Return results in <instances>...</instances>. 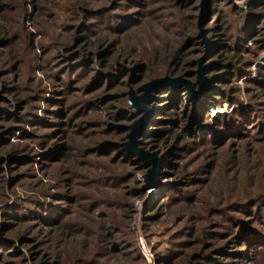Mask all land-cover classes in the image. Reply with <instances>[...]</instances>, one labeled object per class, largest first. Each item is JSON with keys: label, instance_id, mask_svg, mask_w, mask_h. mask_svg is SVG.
I'll return each mask as SVG.
<instances>
[{"label": "rangeland", "instance_id": "rangeland-1", "mask_svg": "<svg viewBox=\"0 0 264 264\" xmlns=\"http://www.w3.org/2000/svg\"><path fill=\"white\" fill-rule=\"evenodd\" d=\"M262 1L0 0V264H264Z\"/></svg>", "mask_w": 264, "mask_h": 264}, {"label": "water", "instance_id": "water-1", "mask_svg": "<svg viewBox=\"0 0 264 264\" xmlns=\"http://www.w3.org/2000/svg\"><path fill=\"white\" fill-rule=\"evenodd\" d=\"M203 69L199 67L197 71V80L195 84L190 83L187 80L181 78H161L157 80H152L150 83L145 84L139 90L141 91L140 95H135L134 92H131L129 99L132 103V106L137 110L143 112L142 116L131 126V131L128 134L129 141L125 144L126 147L134 153L139 159L144 161V166L147 167L146 173L144 175L145 187L147 188H158L161 185L160 181V165L161 157H157L156 154H151L148 151L143 150L138 147L137 138L141 135L144 121L148 116L150 111V101L152 97V91L166 85H173L174 87H182L186 90L187 94L191 98H197L200 96L204 90V79H203Z\"/></svg>", "mask_w": 264, "mask_h": 264}, {"label": "trees", "instance_id": "trees-1", "mask_svg": "<svg viewBox=\"0 0 264 264\" xmlns=\"http://www.w3.org/2000/svg\"><path fill=\"white\" fill-rule=\"evenodd\" d=\"M262 3H264L263 1H262ZM101 45H102V43L101 42H98V45H96V47L98 48V47H101ZM95 46V45H94ZM169 58H170V64H174V65H176L177 64V62H179V51L178 50H175L173 53H171V55L170 56H168ZM168 58V59H169ZM167 70H170V69H167ZM183 91V90H182ZM166 92H167V95L165 96V97H167L166 99H168V100H170V102L172 103L174 100H173V96H174V94L176 93V92H173V93H171L170 94V92H171V90L170 89H167L166 90ZM169 94V95H168ZM176 95H180V92H178L177 91V94ZM179 100V99H178ZM179 102L180 101H178L177 103L179 104ZM191 107H192V105L190 104V105H188V106H186V108H184L185 110L183 111V112H181V111H178V113L181 115V119L180 120H185V118L187 117V116H189V118L191 119V118H194L195 116H198L199 115V111L197 110V111H195L194 112V115H189V112H190V109H191ZM192 120V119H191ZM182 136V134H180V133H178V138H180ZM192 142H195V141H192ZM13 152H17V149L16 150H13ZM236 206H239L240 207V205H234V207H236ZM263 235H264V233H262ZM241 238V235H239V234H237L236 235V237H235V239L234 240H239ZM247 240V239H246ZM251 240H253V239H251ZM238 242V243H237ZM236 243H235V247L236 246H239L240 244H243V246H244V244L245 245H248V244H251L252 242L251 241H237ZM259 242H261V243H264L262 240H260L259 239ZM245 249H244V247H243V250L242 251H244ZM237 251V250H236ZM237 253H240V252H237ZM209 258V257H208ZM207 258V260H212V259H208ZM211 258V257H210ZM189 258L187 257V260H188ZM215 260V259H214ZM213 263H214V261H212ZM215 262H217L216 260H215Z\"/></svg>", "mask_w": 264, "mask_h": 264}]
</instances>
